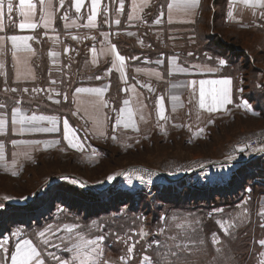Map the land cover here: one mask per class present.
<instances>
[{
  "label": "crops",
  "instance_id": "1",
  "mask_svg": "<svg viewBox=\"0 0 264 264\" xmlns=\"http://www.w3.org/2000/svg\"><path fill=\"white\" fill-rule=\"evenodd\" d=\"M9 2L13 4L11 13L7 10ZM76 2L30 0L34 7L29 9L26 4L23 11L27 15H24L20 0H2L1 174L17 179L38 165L43 154L71 152L94 161L105 149L102 143L112 142L113 135H131L143 128L150 129L156 120L171 118L169 113L179 114L191 95L200 97L202 80L230 81L227 86L204 85L206 92L227 87L229 102L214 105L218 109L237 107L245 116H259L261 111L252 106L240 90L246 79L244 76L240 79L243 69H239V60L249 56L248 50L236 48L234 50H241L243 55L238 56L239 59L231 57L233 50L227 52L220 45H227L220 32L227 28L264 30V0H222L216 7L212 6V0H196L194 7L188 6L189 0H97L91 22L93 0H81L79 11ZM209 10L206 18L204 14ZM21 23L36 27L21 29ZM12 35L32 37L27 41L31 51L24 49L21 41L17 42L20 46L14 48L8 39ZM117 53L124 57L123 63L116 59ZM220 60L225 63L220 64ZM251 84L261 88L259 83ZM77 88L87 91L77 92ZM206 102L210 104V97H206ZM14 109L18 110L15 124L12 122ZM33 116L37 119L29 122ZM22 117L25 118L23 124L20 123ZM40 128L55 131L35 130ZM76 178L79 182L87 181L80 175ZM62 181L69 179L50 176L43 179L30 193L32 201L12 204L15 209L10 213L4 204L10 203L11 197L0 194V213L8 215L13 224L10 233L0 234V243L6 242L7 249H0V264H11L10 254L22 239L33 242L44 264H57L53 255L71 262L73 253L69 249L80 237L84 241L98 242L99 254L94 253L95 261L89 260L88 264H104V258L112 259L110 264H130L124 258L129 247L117 251L116 255L107 252H112L114 246L106 241L103 246L93 225L95 218H84L81 213L57 202L55 196L54 206L41 215V205L34 206L37 197L50 192L55 183ZM71 183L84 189L79 183ZM104 191L99 190L97 197L108 200L110 191ZM13 198L22 200L24 196ZM64 210L71 214L68 218ZM26 214H30L27 228L21 217ZM77 217L79 222L75 220ZM68 227L72 228L71 232ZM16 232L19 235H12ZM40 232L45 233L43 238L38 235ZM45 239L48 243L43 242ZM141 262L140 259L135 264Z\"/></svg>",
  "mask_w": 264,
  "mask_h": 264
},
{
  "label": "rangeland",
  "instance_id": "2",
  "mask_svg": "<svg viewBox=\"0 0 264 264\" xmlns=\"http://www.w3.org/2000/svg\"><path fill=\"white\" fill-rule=\"evenodd\" d=\"M209 12L204 14L206 18ZM220 34L233 49L248 50V66L240 71V79H246L243 87L250 88L254 82L261 84L255 90L264 91V30L227 28ZM192 96L179 114L169 113L171 118L156 120L150 129L113 135L112 142L102 143L105 149L94 161L71 152L43 154L38 165L17 179L0 173V194L11 197L6 205L31 202L30 193L48 176L69 181L55 183L49 188L51 193L37 197L34 206L41 205V215L54 206V193L63 191L60 183L73 185L74 181L90 192L110 188V192H145L148 200L134 204L137 212H127L123 204L118 212L111 210L95 218L93 225L103 246L105 241L114 246L112 252L106 250L108 253L116 255L126 247L132 248L131 253H124L130 264L140 259L141 264H249L247 260L250 264H264V245L259 243L264 240V153L241 159L244 152L239 145L264 137V115L261 111L258 117L245 116L237 107L222 110L213 106L214 110L209 111L207 106L200 107L199 96H193L196 101ZM225 160L233 162H222ZM78 175L87 181L79 182ZM169 180L181 191L193 186L201 189L228 185L226 191L236 193L228 201L216 197L204 216L199 209L182 208L198 206L200 202L184 201L174 207L156 196L161 185L171 184ZM22 195L24 200L13 198ZM4 208L7 209L5 205ZM63 214L66 218L71 215L66 210ZM7 217L0 214L8 234L13 224ZM21 217L27 228L30 214ZM75 220L80 221L78 217ZM26 233L32 235L31 231ZM158 247L154 257L152 250ZM103 260L113 263L109 258Z\"/></svg>",
  "mask_w": 264,
  "mask_h": 264
},
{
  "label": "trees",
  "instance_id": "3",
  "mask_svg": "<svg viewBox=\"0 0 264 264\" xmlns=\"http://www.w3.org/2000/svg\"><path fill=\"white\" fill-rule=\"evenodd\" d=\"M217 1L218 0H213V4H216ZM220 1L222 0H219V2ZM220 45L223 46L227 50V52L233 50L232 53L234 54H231V57H238L243 55V52L241 50L240 52H236V50H234L231 45H223L221 43ZM247 66L248 61L246 57L243 60H239V69H246ZM245 87L246 86L242 87L244 98L247 99V101L252 106L259 109L264 114V91L255 90V87L252 84L250 88L245 89ZM169 181L171 182V180ZM59 186L63 188V191L55 193L56 195L54 196L57 202L62 203L63 205L68 206V208L81 213L82 216H84V218L86 219L103 217L111 210H115L116 212H118L120 210V205L123 204L127 205V212H137L138 207L134 204L137 202L142 203L148 200V195L145 192L138 194L136 192L133 194L126 190H115L110 192V198L108 200H102L97 197L98 191L90 192L83 189H78L77 187H74V185H68L67 183H60ZM228 187V185L220 187L212 186L200 189L193 186L187 187L186 189H183L184 191H181L178 190V188L172 182L171 184L167 182L166 184L161 185V188L156 193V196H158L165 203L175 205L174 207H180V204L184 201H190V203L200 202L198 206L194 204L192 206H182V208L199 209L198 213H203V215L206 216L208 209L211 208L210 206L215 202L216 197L224 198L228 201V199H231L235 196V190L229 192L226 191ZM74 195H76L78 198L75 199ZM4 205L6 206L9 213L12 211L11 209H15L13 205ZM6 219H8V222H10L9 220H11L9 216ZM6 228V221L4 219H0V234L4 233L6 231ZM238 239L239 242L237 241V244H240V237ZM158 250L159 247L152 250L154 257ZM247 261L250 264V261ZM237 264H239V262H237Z\"/></svg>",
  "mask_w": 264,
  "mask_h": 264
},
{
  "label": "snow or ice",
  "instance_id": "4",
  "mask_svg": "<svg viewBox=\"0 0 264 264\" xmlns=\"http://www.w3.org/2000/svg\"><path fill=\"white\" fill-rule=\"evenodd\" d=\"M42 2H43V0H41V3ZM246 2H247V0H246ZM26 4H27V7L29 9H32L34 7V5H32L30 3V0H20V5H19L20 10L24 15H27V13H24V11H23ZM96 4H97V0H93V14H92V16L89 17V22H91L95 16ZM195 4H196V0H189L188 6L194 7ZM75 6H76L77 11H79L80 7H81V0H77ZM168 7L171 8L172 5L169 4ZM0 9H2V0H0ZM7 10L9 13H11L13 11V4L11 2L8 3ZM0 15H2V11H0ZM157 22H159V21H157ZM19 27L21 29L35 28L36 25L35 24L21 23L19 25ZM8 39H10L12 41L14 48L19 47L20 45H18L17 42L21 41V42H23V48L28 50V51H31V48L27 44V41L32 39V37L12 35V36L8 37ZM112 51L113 52L116 51L115 46L112 47ZM13 54L15 55V53H13ZM116 59L119 60L121 63H123V61H124V57L119 55V53L116 54ZM219 63L224 64L225 61L220 60ZM229 83H230V81L227 79L219 80V81H203V80L200 81V85H201V87H200V99H199L200 107L204 108L207 106L209 111H213L214 105L229 102L228 101V89H227V87H223L220 89H214L211 92H206V90L204 88L205 84H220V85L227 86ZM13 91H15V89H13ZM25 91H27V89H25ZM76 91L81 92V91H87V90L77 88ZM91 91L101 92L103 90L102 89H92ZM206 97H210V104H208V105H206ZM125 104H127V101H125ZM0 107H3V106L0 105ZM17 111H18L17 109L13 110V121H12L13 124L16 123L15 113ZM129 115H131V113H129ZM36 119H37V117L33 116L29 119V122H31L32 120H36ZM40 119H45V117H40ZM24 122H25V118L22 117L20 120V123L23 124ZM64 123H65V138H67V136H68L67 121H65ZM3 124H4V121L2 119H0V127H2ZM127 126L128 125H125V127H127ZM35 130L49 131V132L55 131L54 128H40V129H35ZM13 143H15V141H13ZM69 143L71 144V141H69ZM72 146L75 147L76 145L73 144ZM13 174H15V173H13ZM109 178H111V177H109ZM139 178L143 179V177H139ZM49 228H51V226H49ZM68 231L71 232L72 228L68 227ZM12 235H19V233L16 232V233H13ZM38 235L41 238H43L45 233L40 232ZM69 239H71V238L69 237ZM43 242L48 243V241L46 239ZM259 243L261 245H264V240L259 241ZM5 244H6V242L0 243V249H4L5 251H7V249H5ZM90 246H94V247H90ZM69 251L73 253L71 262L64 260V259H61V258H58L54 255L52 256V259L55 260L57 262V264H77V262H79V264H88L89 260H92L93 262L95 261V256L93 254L94 253L99 254V246H98V242L96 240L84 241L83 237H80V241L77 243H74L72 245V247L69 249ZM128 251L131 252L132 248H129ZM10 260H11V264H44V261L40 259V253L37 251V247L34 246L33 242L31 240H28V239H22L19 243H17L15 245V251L11 252ZM104 264H107V262H104Z\"/></svg>",
  "mask_w": 264,
  "mask_h": 264
},
{
  "label": "built area",
  "instance_id": "5",
  "mask_svg": "<svg viewBox=\"0 0 264 264\" xmlns=\"http://www.w3.org/2000/svg\"><path fill=\"white\" fill-rule=\"evenodd\" d=\"M196 101V98L193 97L192 101ZM241 149L243 150V155H241V159L249 158L254 153H264V137L261 136L258 139H250L247 140L245 143H239Z\"/></svg>",
  "mask_w": 264,
  "mask_h": 264
}]
</instances>
